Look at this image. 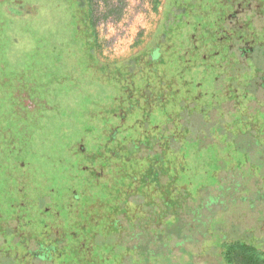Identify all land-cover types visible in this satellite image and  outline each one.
Listing matches in <instances>:
<instances>
[{
	"label": "trees",
	"instance_id": "obj_1",
	"mask_svg": "<svg viewBox=\"0 0 264 264\" xmlns=\"http://www.w3.org/2000/svg\"><path fill=\"white\" fill-rule=\"evenodd\" d=\"M31 3L42 34L57 24V40L65 30L89 46L92 61L64 97L92 103L85 120L47 113L39 122L19 108L34 107L26 93L15 90L0 100V261L6 264L3 257L13 251L16 264H149L160 247L181 263L209 252L212 264H264L263 251L241 236L203 248L201 234L189 233L217 211L209 203L220 209L225 194L240 190V181L218 190L199 185L201 197L191 201L189 177L226 181L216 173L223 164L217 159L228 155L225 139L235 131L224 115L248 102L246 125L255 123L264 137L258 0H163L150 41L112 63L94 58L92 0ZM72 6L77 11L68 18ZM13 7L7 8L13 14L4 11L2 27L21 19ZM47 16L57 23L45 22ZM261 140H251L248 152L261 150ZM212 142L217 146L208 151ZM176 187L191 202L180 201ZM252 196L257 201L262 193L253 188ZM235 214L255 227L250 215ZM258 230L261 236L263 227Z\"/></svg>",
	"mask_w": 264,
	"mask_h": 264
},
{
	"label": "rangeland",
	"instance_id": "obj_2",
	"mask_svg": "<svg viewBox=\"0 0 264 264\" xmlns=\"http://www.w3.org/2000/svg\"><path fill=\"white\" fill-rule=\"evenodd\" d=\"M31 1L33 2V0H0V7H3V10H0V100L18 90L26 93L28 98L35 101L33 108L19 107L23 115L31 116L39 122L43 121V116L47 117V113H49L48 117L65 115L72 120H85L86 106L91 105L92 102L83 96L77 98L70 95L66 98L64 91L65 88H73L75 85L73 82L79 79V70H84L85 66L92 61L89 55L90 50L87 49L89 46L86 47L80 41L81 38L75 37L77 35L73 36V33L67 34L68 31L65 30L63 41L57 40V36L54 35L59 28L57 24L54 30L47 31L51 32V36H48L47 32L46 35L42 34L44 31L38 27L41 17L37 14V9L29 11L32 7ZM157 2L156 0H92L93 20L95 21L94 37L97 45L94 58L97 54L101 62H120L141 51L150 41L157 26L163 0ZM12 5H15L13 9L16 8L15 10L19 11L16 16L22 17H18L21 18L18 19V23L12 20L11 25L2 27L3 16H8L4 14V11L13 14L12 10L7 9ZM72 7L67 11V13L70 12L67 15L68 18L76 14L77 6ZM45 22H49L50 25L57 23L51 16L45 17ZM52 53H54V58ZM240 79L245 80V75L241 74ZM247 103L243 102L236 111L224 115L225 122L235 131L225 139L224 145L226 149L229 148L228 155L217 159L223 164H220V170L217 169L216 173L222 174L221 177H225L226 181L220 183L216 181V176L189 177L191 201L201 197L202 191L199 185L218 190L221 187L228 188L229 182L240 181L241 183L239 192L232 194L228 192L223 196L224 204L220 206V209L218 204L209 203V208L217 211L208 216V224L203 225L198 220L200 225L195 223L189 229V233L201 234L203 248L216 247L222 241L230 242L237 236H241L240 238L253 243L258 250L264 253V214L263 209L260 208L264 200V137L259 134V127L254 129L255 123L252 127L246 125L243 113L246 111L244 108ZM258 118L260 125H263L264 115ZM48 121L50 122V118L46 126L49 125ZM258 136L263 143L261 150L259 148L251 151L252 153L248 152L246 145ZM194 144L196 143L194 142L192 146ZM216 146L217 143H210L208 151H212ZM198 151L204 153L202 150L198 149ZM198 164L194 162L190 166L195 167ZM187 169L193 172L191 168ZM253 188L262 193L261 199L254 200ZM174 189L176 194L180 195V201L191 202L190 197L186 198L188 197L185 195L186 192L177 187ZM238 210H242L246 216L250 215L255 227L248 228L244 219L235 214ZM234 214L236 217H233ZM261 226L263 233L260 236L257 232ZM254 232L257 237L253 235ZM197 239L200 240L199 237ZM12 253L13 251H8L7 257H3L6 264L15 263ZM16 254L19 255V253ZM204 255L197 261L181 263L180 257H177L174 251L158 247L154 249V254L149 258V264H212L208 261V257H211L210 253H204ZM0 263L4 264L2 261ZM216 264L220 263L216 262Z\"/></svg>",
	"mask_w": 264,
	"mask_h": 264
},
{
	"label": "flooded vegetation",
	"instance_id": "obj_3",
	"mask_svg": "<svg viewBox=\"0 0 264 264\" xmlns=\"http://www.w3.org/2000/svg\"><path fill=\"white\" fill-rule=\"evenodd\" d=\"M263 0H258V2H259V4H258V6L256 7V9H257V11H258V13L260 14V18H262L261 20H257V21H259L258 23H257V27H262L263 26V24H264V11L263 10H258V7H259V5H260V3L262 2ZM248 7H249V5H248ZM258 38L260 39V40H263V41H261L263 44H264V34L262 33V34H260L259 36H258Z\"/></svg>",
	"mask_w": 264,
	"mask_h": 264
}]
</instances>
